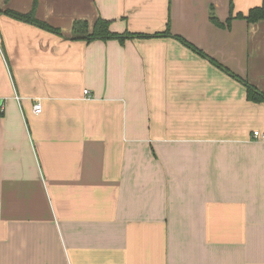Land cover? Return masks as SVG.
I'll list each match as a JSON object with an SVG mask.
<instances>
[{"label":"crops","instance_id":"crops-1","mask_svg":"<svg viewBox=\"0 0 264 264\" xmlns=\"http://www.w3.org/2000/svg\"><path fill=\"white\" fill-rule=\"evenodd\" d=\"M262 2L0 0V264H264Z\"/></svg>","mask_w":264,"mask_h":264},{"label":"trees","instance_id":"trees-1","mask_svg":"<svg viewBox=\"0 0 264 264\" xmlns=\"http://www.w3.org/2000/svg\"><path fill=\"white\" fill-rule=\"evenodd\" d=\"M0 14L8 15L14 19L34 24L44 30L59 34L60 30L58 28L52 27L48 23L37 19L34 15V5L33 8L27 13H19L8 8L2 9L0 7ZM237 17L244 18L249 22H255L259 19H264V0L262 5L259 7H254L250 9L247 15L236 14ZM233 16H229L227 21L230 22ZM210 20L213 23L220 24L217 18L211 14ZM110 21L103 19L101 17L97 18L93 26L89 28L88 24L84 20H75L72 24L71 33L72 38L84 39L88 42L93 40H108V39H117L120 42H123L125 38L128 37H147L150 35H141V34H132V33H116L110 30L109 28ZM166 33H157L153 36H165ZM247 88V96L249 100L252 101H261L264 102V94L259 92L254 86L245 83Z\"/></svg>","mask_w":264,"mask_h":264},{"label":"built area","instance_id":"built-area-1","mask_svg":"<svg viewBox=\"0 0 264 264\" xmlns=\"http://www.w3.org/2000/svg\"><path fill=\"white\" fill-rule=\"evenodd\" d=\"M83 94L86 96V97H90V91L87 90V89H84L83 91ZM33 112L35 114L39 113L41 111V104L39 101H37L34 105H33ZM3 111V106L0 105V112ZM252 136L256 139V140H259V141H262L264 142V129L262 130H254L252 132Z\"/></svg>","mask_w":264,"mask_h":264}]
</instances>
